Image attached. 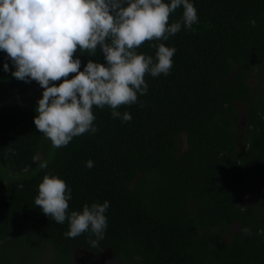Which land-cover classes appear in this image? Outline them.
<instances>
[{"label": "trees", "instance_id": "obj_1", "mask_svg": "<svg viewBox=\"0 0 264 264\" xmlns=\"http://www.w3.org/2000/svg\"><path fill=\"white\" fill-rule=\"evenodd\" d=\"M192 2L194 31L138 47L153 58V44L176 52L169 74L146 73L147 93L118 108L130 121L93 106L97 131L53 148L34 124L38 100L0 108V264H75L77 250L107 248L119 264H264V193L244 202L249 176L264 188V0ZM89 55L73 54L80 70L88 59L106 63L99 49ZM12 69L0 51L3 85L42 95L37 82L12 77ZM44 160L48 168L40 169ZM46 173L71 188L69 211L109 202L95 248L91 233L68 238L67 221L35 206Z\"/></svg>", "mask_w": 264, "mask_h": 264}, {"label": "clouds", "instance_id": "obj_2", "mask_svg": "<svg viewBox=\"0 0 264 264\" xmlns=\"http://www.w3.org/2000/svg\"><path fill=\"white\" fill-rule=\"evenodd\" d=\"M181 7V19L169 24L170 14ZM198 22L192 0H0V51L11 61L12 77L41 87L34 124L53 148H59L97 131L93 106H108L113 118L130 121L131 114L118 108L147 93L146 73L169 74L176 52L164 43L153 44V58L138 53V47L145 41L168 40L182 28L194 31ZM98 49L106 63L88 59L80 70L82 61L73 54L79 50L95 56ZM3 70L10 71L7 61ZM69 73L75 75L69 79ZM86 166L93 167V161ZM38 167L48 168V161H40ZM71 199L66 182L46 173L34 204L55 222L67 221L66 237L91 233L95 248L107 228L109 202L69 211Z\"/></svg>", "mask_w": 264, "mask_h": 264}, {"label": "rangeland", "instance_id": "obj_3", "mask_svg": "<svg viewBox=\"0 0 264 264\" xmlns=\"http://www.w3.org/2000/svg\"><path fill=\"white\" fill-rule=\"evenodd\" d=\"M40 97V91L38 88L24 87L21 90H13L11 88L5 87L0 81V108L13 102H23L27 98H34L38 100ZM240 109L244 114L245 109L242 108V106H240ZM259 192L264 193V188H262L260 185L259 177L249 176L247 179L244 202L252 203L257 198ZM91 253L93 254L91 256H93L97 262L96 264H119L112 251L108 248L100 252H90L85 249H79L74 255L75 264H85L84 261L87 260L86 255H90Z\"/></svg>", "mask_w": 264, "mask_h": 264}, {"label": "flooded vegetation", "instance_id": "obj_4", "mask_svg": "<svg viewBox=\"0 0 264 264\" xmlns=\"http://www.w3.org/2000/svg\"><path fill=\"white\" fill-rule=\"evenodd\" d=\"M85 264H96V260L92 258H87L86 261H84Z\"/></svg>", "mask_w": 264, "mask_h": 264}, {"label": "water", "instance_id": "obj_5", "mask_svg": "<svg viewBox=\"0 0 264 264\" xmlns=\"http://www.w3.org/2000/svg\"><path fill=\"white\" fill-rule=\"evenodd\" d=\"M243 122H245V121H243ZM109 250H110V249H109ZM91 255H93V254L91 253L90 255H86V256H87V258H92V259H94L93 256H91Z\"/></svg>", "mask_w": 264, "mask_h": 264}]
</instances>
